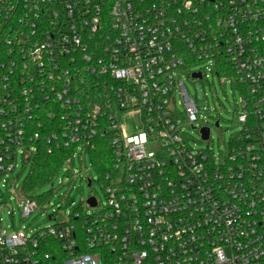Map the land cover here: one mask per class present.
Here are the masks:
<instances>
[{
	"label": "built area",
	"instance_id": "1",
	"mask_svg": "<svg viewBox=\"0 0 264 264\" xmlns=\"http://www.w3.org/2000/svg\"><path fill=\"white\" fill-rule=\"evenodd\" d=\"M200 61L242 93L219 163L184 138L199 110L178 70ZM98 137L97 212L3 228L11 199L23 218L39 207L12 178L19 156L71 149L67 164ZM0 264H264V0H0Z\"/></svg>",
	"mask_w": 264,
	"mask_h": 264
},
{
	"label": "rangeland",
	"instance_id": "2",
	"mask_svg": "<svg viewBox=\"0 0 264 264\" xmlns=\"http://www.w3.org/2000/svg\"><path fill=\"white\" fill-rule=\"evenodd\" d=\"M199 70L203 73L202 79L190 77V73ZM178 75L184 79L199 110L196 127L183 126L184 138L189 149L199 152L210 145L215 161L223 162L229 152L231 137L242 127L237 118V112L242 109L240 87L232 77H227L223 81L222 77L216 73L215 64L209 61H200L181 68L178 70ZM173 106L177 120L185 123L184 108L179 104L178 93ZM121 124L130 134L138 133L145 128L141 115L122 117ZM203 127L210 128V139L203 138L201 132ZM89 150V147H86L84 152L82 148L76 149L71 156V161L62 167L53 181L24 193L26 196H33L39 204L29 217L22 216L24 202L11 199L1 211L3 228L8 231L13 228L21 229L30 234L63 222L76 208L87 212H97L98 208L90 209L86 206L87 199L92 193L99 197L102 204L105 203L102 181L93 165ZM32 159L28 160L23 168L24 163L19 156L18 168L12 175L13 180H16L17 188L30 172ZM87 178L93 179L92 187L88 185ZM48 197L49 202H47ZM49 215H55V219H49Z\"/></svg>",
	"mask_w": 264,
	"mask_h": 264
},
{
	"label": "trees",
	"instance_id": "3",
	"mask_svg": "<svg viewBox=\"0 0 264 264\" xmlns=\"http://www.w3.org/2000/svg\"><path fill=\"white\" fill-rule=\"evenodd\" d=\"M72 150H59L52 155L40 151L31 162L30 172L22 183L24 193L30 192L39 185L53 181L65 164ZM93 165L102 174L110 165L111 146L107 137H98L95 146L90 148ZM34 198L33 196H29Z\"/></svg>",
	"mask_w": 264,
	"mask_h": 264
},
{
	"label": "water",
	"instance_id": "4",
	"mask_svg": "<svg viewBox=\"0 0 264 264\" xmlns=\"http://www.w3.org/2000/svg\"><path fill=\"white\" fill-rule=\"evenodd\" d=\"M193 75H194V77H198V78L202 77L201 72H196ZM218 124L219 123L217 122L216 125H218ZM202 133H203V138L204 139H208L209 138V134H210V129L208 127H206V128L203 129ZM90 184H91V182L88 183L89 186H90ZM88 201L91 204L95 205V199L94 198H90V199H88Z\"/></svg>",
	"mask_w": 264,
	"mask_h": 264
}]
</instances>
